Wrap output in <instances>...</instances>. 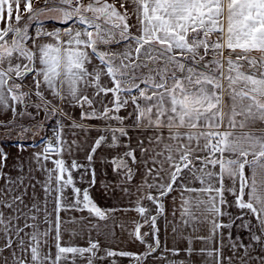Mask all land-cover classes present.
Instances as JSON below:
<instances>
[{
  "label": "snow or ice",
  "instance_id": "6c2138e0",
  "mask_svg": "<svg viewBox=\"0 0 264 264\" xmlns=\"http://www.w3.org/2000/svg\"><path fill=\"white\" fill-rule=\"evenodd\" d=\"M123 259L264 264V0H0V264Z\"/></svg>",
  "mask_w": 264,
  "mask_h": 264
},
{
  "label": "crops",
  "instance_id": "0c3cea01",
  "mask_svg": "<svg viewBox=\"0 0 264 264\" xmlns=\"http://www.w3.org/2000/svg\"><path fill=\"white\" fill-rule=\"evenodd\" d=\"M40 118L42 119V114H41ZM41 135H43V133H41L40 136ZM47 135L51 136V131H48ZM40 136L38 137L39 140H37V136H36L35 138L31 139L29 143L23 142V143H25V148H26V150L23 152L24 158H27L31 152H35V151L40 150V146H39L40 145ZM6 151H8L12 157L17 156L18 155V148L15 145V142H8L6 145ZM78 160L80 163H85L83 153H81V155L78 157ZM115 183H116V178L110 173V170H105L99 163H97V184H96V187L94 189L93 194H94V198H95L96 202L101 207H111V206L116 205V204L121 202V193H120L118 188L115 190V194H113L111 187H109L107 190L105 189L106 184L111 186ZM123 202L126 203L127 200L124 199ZM76 215H80V214H76ZM133 216H134V214H129L128 218H132ZM117 218L120 221H125V219H126L125 217L120 216V214H117ZM129 227H131L130 224H129ZM117 234L119 237L117 243H118L120 248H123L126 250H133V251H136V250L142 251L143 250L142 245H138V244L137 245H131V244H129L126 240V233L120 234V230L117 229ZM92 236H93V238H96V233L93 232ZM161 239H162V241L166 240L169 247H172L175 243L172 239L170 229H169L168 233L164 232L163 222H161ZM75 242H77L81 245H85L86 244V236L77 239ZM102 242L111 243V241H104V240H102ZM112 246L116 247V243H113ZM119 264H129V262L126 259H123L119 262Z\"/></svg>",
  "mask_w": 264,
  "mask_h": 264
},
{
  "label": "rangeland",
  "instance_id": "374dc122",
  "mask_svg": "<svg viewBox=\"0 0 264 264\" xmlns=\"http://www.w3.org/2000/svg\"><path fill=\"white\" fill-rule=\"evenodd\" d=\"M39 136H40V135H37V140H39V138H38ZM33 138H35V137H29L28 140H31V139H33ZM9 142H15V137H13L12 140L9 141Z\"/></svg>",
  "mask_w": 264,
  "mask_h": 264
},
{
  "label": "trees",
  "instance_id": "16d2710c",
  "mask_svg": "<svg viewBox=\"0 0 264 264\" xmlns=\"http://www.w3.org/2000/svg\"><path fill=\"white\" fill-rule=\"evenodd\" d=\"M30 142V140H28L26 143H29Z\"/></svg>",
  "mask_w": 264,
  "mask_h": 264
}]
</instances>
